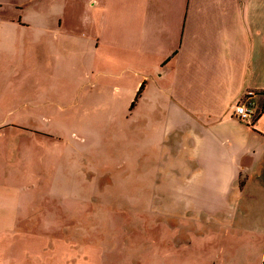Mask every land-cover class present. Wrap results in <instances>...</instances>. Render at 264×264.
Here are the masks:
<instances>
[{"label": "crops", "instance_id": "1", "mask_svg": "<svg viewBox=\"0 0 264 264\" xmlns=\"http://www.w3.org/2000/svg\"><path fill=\"white\" fill-rule=\"evenodd\" d=\"M82 42L97 58L131 55L144 97L132 108L164 113L161 141L177 162L165 191L172 186L173 206L189 212L183 226L253 231L261 258L238 250L234 262L263 264L264 0H0V232L32 206L4 143L18 146L26 133L3 104L11 88L16 101L23 89H42L48 68L55 73V60ZM250 92L261 110L253 126L233 113ZM245 215L261 221L243 224Z\"/></svg>", "mask_w": 264, "mask_h": 264}, {"label": "rangeland", "instance_id": "2", "mask_svg": "<svg viewBox=\"0 0 264 264\" xmlns=\"http://www.w3.org/2000/svg\"><path fill=\"white\" fill-rule=\"evenodd\" d=\"M89 47L56 59L42 89H23L16 101L11 88L3 104L26 133L18 146L4 143L32 206L0 232V264H238V250L258 261L253 231L183 226L189 212L173 206L172 186L165 191L177 162L161 141L164 113L132 108L131 55L97 58Z\"/></svg>", "mask_w": 264, "mask_h": 264}, {"label": "built area", "instance_id": "3", "mask_svg": "<svg viewBox=\"0 0 264 264\" xmlns=\"http://www.w3.org/2000/svg\"><path fill=\"white\" fill-rule=\"evenodd\" d=\"M253 95H255L254 92L248 93L246 97L237 103L235 110H233L234 115L238 119L250 126L255 124L261 111L257 102L252 99Z\"/></svg>", "mask_w": 264, "mask_h": 264}]
</instances>
